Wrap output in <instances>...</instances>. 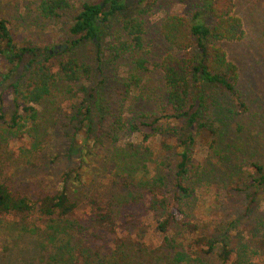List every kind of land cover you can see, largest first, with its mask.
<instances>
[{
    "label": "trees",
    "instance_id": "1",
    "mask_svg": "<svg viewBox=\"0 0 264 264\" xmlns=\"http://www.w3.org/2000/svg\"><path fill=\"white\" fill-rule=\"evenodd\" d=\"M156 1L137 0L130 7L129 0H84L78 8L71 9L69 0H42L39 6L42 17L57 18L60 11L71 12L68 33L72 39L61 49L49 48L47 44L19 45L6 20L0 19V55L6 65L1 76L4 81L11 80L8 87L14 106L7 126L15 128L26 122L32 125L38 118L34 105L45 100L57 81L74 83L89 74V65L78 62L76 57L55 60L54 56L85 42L99 45L114 18L125 35V38L117 36L112 47H108L115 59L124 52L141 48L143 16L151 12V4ZM160 31L174 51L167 52L159 63L166 93L162 112L165 119L176 125L161 130L156 124L159 118H154L152 130L159 136L168 131L181 148L176 153L173 188L168 193L162 190L167 175L162 173L161 160L153 162L150 157L125 173L111 169L104 170L103 176L96 161L97 156H102L98 144L103 130L99 127L92 134V106L82 101L72 117L83 131L81 142L76 144L72 139L66 153L69 158L75 149L81 161L61 174L58 188L51 192L38 190L32 196L24 189L0 181V264H158L159 256L167 264H203L198 252L210 253L215 249L223 264L249 263L251 254L244 250L235 254L225 239L200 230L190 220L178 224L174 214L175 211L185 214L184 207L195 192V180H190L201 172L200 164L193 161L198 135L206 133L208 145L213 146V137L224 124L221 115L225 113L229 119L234 114L232 107L243 105L237 88L236 66L215 45L217 41L239 39L243 34L240 19L233 15V0H198L196 9L189 14L167 15ZM141 62L142 59L138 63ZM101 111L104 116L106 111ZM32 144L33 151H39ZM151 164L154 177L149 183L144 181L146 186L137 196L131 195L115 205L112 200L95 198L96 180L101 182L115 176V183L128 188L151 170ZM250 165L254 173L251 185H264L262 164ZM125 177L127 182H123ZM80 193L89 206L84 217L77 213ZM128 208L134 211L123 213ZM144 214L152 215L146 229L151 228L155 242L146 241L148 244L140 237V241H132L136 232L130 230L143 225L141 220L132 223ZM122 217L128 222L121 223ZM221 227L217 226L215 231ZM220 242L222 245L217 248Z\"/></svg>",
    "mask_w": 264,
    "mask_h": 264
},
{
    "label": "rangeland",
    "instance_id": "2",
    "mask_svg": "<svg viewBox=\"0 0 264 264\" xmlns=\"http://www.w3.org/2000/svg\"><path fill=\"white\" fill-rule=\"evenodd\" d=\"M41 1L0 0V19L6 20L19 45L43 47L47 44L49 48L61 49L72 39L68 33L71 12L60 11L57 18L42 17ZM69 1L71 9H76L84 0ZM136 3L137 0H129L130 7ZM197 5L198 0H157L151 4V12L143 16L141 48L124 52L116 59L108 47H112L117 36L125 38L116 18L99 45L85 42L75 49L56 53L55 60L74 56L78 62L89 65L90 72L74 83L57 81L45 100L34 105L38 118L32 125L26 122L15 128L7 126L14 106L8 87L11 80L4 81L1 76L6 72V65L0 55V181L24 189L32 196L38 190L51 192L58 188L61 174L81 161L75 149L69 158L66 153L72 139L76 144L81 142L83 131L72 117L80 102L85 101L92 106V134L99 127L103 130L98 144L102 156L96 157L103 176L104 170L111 169L125 173L150 157L153 162L161 160L162 173L167 175L162 190L168 193L173 188L176 153L181 148L168 131L159 136L152 130L154 118H159L156 124L161 130L176 125L165 119L162 112L166 93L159 63L173 50L164 40L160 25L167 15L189 14ZM233 15L241 21L242 36L217 41L215 45L236 66L237 88L243 105L232 107L234 114L229 119L225 113L221 115L224 124L214 135L213 146L208 145L206 133L198 135L193 146V161L200 164L201 172L190 180H195V192L184 207L185 214L177 211L174 214L178 224L190 220L200 230L225 239L235 254L243 250L251 254L246 258L248 264H264V185H251L254 173L250 165L258 162L264 170V0H233ZM141 59L143 62L138 63ZM220 95L223 98V94ZM101 110L106 111L104 116ZM145 135L148 138L145 139ZM32 143L39 151H33ZM150 168L128 188L115 183V176L101 182L96 180L95 198H104L105 202L112 200L115 205L131 195L137 196L146 186L144 181L149 183L154 177V165ZM127 180L125 177L123 182ZM78 200L77 213L84 217L89 213L88 203L81 193ZM126 211L134 209L128 208L123 213ZM151 218V214H144L131 222L141 220L143 223L136 230L130 229L136 232L132 241H140V237L146 244L150 240L155 242L151 228L146 229ZM121 220V223L128 222L125 217ZM221 225L216 232V227ZM221 245L218 243L217 248ZM217 251L204 253L201 250L197 255L203 264H223ZM158 258H161L158 264H167L163 257ZM146 260H149L147 256Z\"/></svg>",
    "mask_w": 264,
    "mask_h": 264
}]
</instances>
